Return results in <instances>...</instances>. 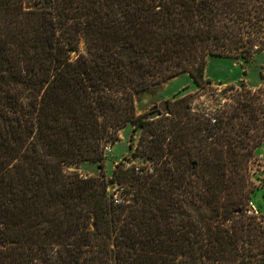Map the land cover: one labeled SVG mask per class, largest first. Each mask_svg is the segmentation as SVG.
Segmentation results:
<instances>
[{"label":"trees","instance_id":"1","mask_svg":"<svg viewBox=\"0 0 264 264\" xmlns=\"http://www.w3.org/2000/svg\"><path fill=\"white\" fill-rule=\"evenodd\" d=\"M262 52L264 0H0V264H264V90L135 111L184 74L210 89V57Z\"/></svg>","mask_w":264,"mask_h":264},{"label":"rangeland","instance_id":"2","mask_svg":"<svg viewBox=\"0 0 264 264\" xmlns=\"http://www.w3.org/2000/svg\"><path fill=\"white\" fill-rule=\"evenodd\" d=\"M205 78L211 82L210 89H197L188 74L178 76L171 79L157 87L152 88L149 92L144 93L136 98L135 111L136 114L141 115L149 112L151 109L163 113L159 107L162 103H168L175 97L181 94L198 93V101H209V93L221 92L226 86L233 85L235 88H241V84L247 89L257 91L264 90V86L258 87L257 85H264V53L254 56V58L245 62L241 58L231 57H210L207 60ZM198 90V91H197ZM205 92V93H204ZM234 91H227L228 96L232 95ZM222 103V101H220ZM133 135L135 141L138 137V132H133V127L128 124L123 129L118 131V140L112 144L108 143L110 150L105 153L104 157V173L106 177L112 175L113 169L119 162H123L124 158L130 157L131 150L129 149L130 136ZM264 148V142L261 148ZM261 148L257 151V159L253 165L255 171L254 181L256 182L258 190L254 193L249 203L248 208L253 211L264 214V174L260 168L264 166V153ZM138 162V161H136ZM83 176L98 175L99 170L97 164L82 163L77 166L71 167ZM114 188L111 186L110 190ZM254 212V211H253Z\"/></svg>","mask_w":264,"mask_h":264},{"label":"water","instance_id":"3","mask_svg":"<svg viewBox=\"0 0 264 264\" xmlns=\"http://www.w3.org/2000/svg\"><path fill=\"white\" fill-rule=\"evenodd\" d=\"M159 107L161 108V111H162L163 113L167 112V103H166V102L160 104Z\"/></svg>","mask_w":264,"mask_h":264},{"label":"crops","instance_id":"4","mask_svg":"<svg viewBox=\"0 0 264 264\" xmlns=\"http://www.w3.org/2000/svg\"><path fill=\"white\" fill-rule=\"evenodd\" d=\"M264 52H262V54H263ZM261 54V53H260ZM258 87H261V86H264V85H262V83L261 84H259V85H257ZM261 150L263 151V153H264V148L262 147L261 148ZM260 170H261V172L264 174V166H262V169L260 168Z\"/></svg>","mask_w":264,"mask_h":264},{"label":"built area","instance_id":"5","mask_svg":"<svg viewBox=\"0 0 264 264\" xmlns=\"http://www.w3.org/2000/svg\"><path fill=\"white\" fill-rule=\"evenodd\" d=\"M110 150V146L107 144L105 147H104V152L106 153L107 151ZM254 212H256L255 210H253Z\"/></svg>","mask_w":264,"mask_h":264}]
</instances>
